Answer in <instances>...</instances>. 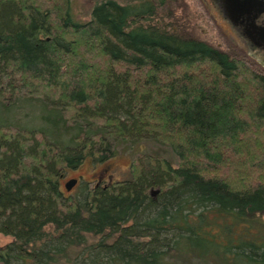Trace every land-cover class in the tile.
Returning <instances> with one entry per match:
<instances>
[{"label": "trees", "instance_id": "1", "mask_svg": "<svg viewBox=\"0 0 264 264\" xmlns=\"http://www.w3.org/2000/svg\"><path fill=\"white\" fill-rule=\"evenodd\" d=\"M0 0V264H264V70L177 29L173 0ZM152 137L129 178L65 173ZM146 159V165L143 160Z\"/></svg>", "mask_w": 264, "mask_h": 264}, {"label": "rangeland", "instance_id": "2", "mask_svg": "<svg viewBox=\"0 0 264 264\" xmlns=\"http://www.w3.org/2000/svg\"><path fill=\"white\" fill-rule=\"evenodd\" d=\"M74 18L80 22L89 19L92 7L90 0H71ZM240 0H173L169 6L172 23L177 29L184 30L201 41L225 52H233L250 60L264 70V49L253 44L251 34L242 26L239 9ZM236 9V10H235ZM238 14V15H237ZM6 108H0V124L11 123L24 128L42 126V107L37 100L14 99L7 102ZM141 152L147 156H163L171 163L175 158L169 148L156 142L152 137L143 135V139L133 145H118L116 156L105 164L92 165L85 161L79 168L65 173L62 186L71 179L77 180L70 192L75 193L81 181L109 184L129 178L131 157ZM146 165V159L143 160ZM11 242L10 237L0 234V247Z\"/></svg>", "mask_w": 264, "mask_h": 264}, {"label": "flooded vegetation", "instance_id": "3", "mask_svg": "<svg viewBox=\"0 0 264 264\" xmlns=\"http://www.w3.org/2000/svg\"><path fill=\"white\" fill-rule=\"evenodd\" d=\"M240 8L238 15L241 17L242 26L251 34L253 44L264 49V41L260 36V28L264 27V0H240L238 2ZM236 10V9H235Z\"/></svg>", "mask_w": 264, "mask_h": 264}, {"label": "water", "instance_id": "4", "mask_svg": "<svg viewBox=\"0 0 264 264\" xmlns=\"http://www.w3.org/2000/svg\"><path fill=\"white\" fill-rule=\"evenodd\" d=\"M237 7H239V5H237ZM259 30H260V36L262 40L264 41V27H261ZM76 183H77V180L75 179H71L68 182H66L64 185L66 192H70L71 189L76 185Z\"/></svg>", "mask_w": 264, "mask_h": 264}]
</instances>
